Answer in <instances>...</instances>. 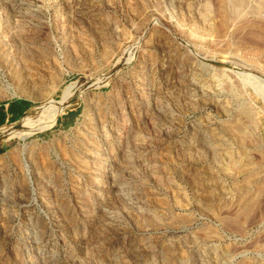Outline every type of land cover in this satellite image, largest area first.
<instances>
[{"label":"rangeland","instance_id":"rangeland-1","mask_svg":"<svg viewBox=\"0 0 264 264\" xmlns=\"http://www.w3.org/2000/svg\"><path fill=\"white\" fill-rule=\"evenodd\" d=\"M67 88L0 129V264H264V0H0V103Z\"/></svg>","mask_w":264,"mask_h":264},{"label":"bare ground","instance_id":"bare-ground-1","mask_svg":"<svg viewBox=\"0 0 264 264\" xmlns=\"http://www.w3.org/2000/svg\"><path fill=\"white\" fill-rule=\"evenodd\" d=\"M68 89L69 88H67V92L64 94V98L61 99H64L63 101L44 105L40 107L35 114L32 113L33 111L28 112L22 121L19 122V124L17 123L16 128L18 131L15 135L25 139L35 133L43 132L54 127L57 117L63 111V107L67 102L72 100L73 96L69 93L70 89Z\"/></svg>","mask_w":264,"mask_h":264},{"label":"crops","instance_id":"crops-1","mask_svg":"<svg viewBox=\"0 0 264 264\" xmlns=\"http://www.w3.org/2000/svg\"><path fill=\"white\" fill-rule=\"evenodd\" d=\"M32 103L26 99H13L0 103V129L5 126L17 125L28 113ZM66 119V125H71L73 119Z\"/></svg>","mask_w":264,"mask_h":264}]
</instances>
